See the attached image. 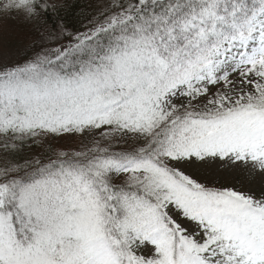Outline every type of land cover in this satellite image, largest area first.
Returning <instances> with one entry per match:
<instances>
[{
	"label": "snow or ice",
	"instance_id": "6c2138e0",
	"mask_svg": "<svg viewBox=\"0 0 264 264\" xmlns=\"http://www.w3.org/2000/svg\"><path fill=\"white\" fill-rule=\"evenodd\" d=\"M62 8L0 0V264H264V0Z\"/></svg>",
	"mask_w": 264,
	"mask_h": 264
},
{
	"label": "rangeland",
	"instance_id": "374dc122",
	"mask_svg": "<svg viewBox=\"0 0 264 264\" xmlns=\"http://www.w3.org/2000/svg\"><path fill=\"white\" fill-rule=\"evenodd\" d=\"M53 1V0H50ZM97 5L104 3V0H96ZM24 25L25 23L15 14L4 15L0 13V34L6 35L10 38V51L13 53L17 48H23L26 45V38L21 35V30L18 26ZM27 26L32 24H26ZM48 146H51L54 150L60 151H72L79 150L82 146V139L79 135L75 136H60L56 138H48L41 143L40 146H25L20 153L21 157L30 158L34 155L47 152ZM90 146V145H89ZM3 152L0 150V164L3 163ZM217 179L221 182L231 185L232 183H237L239 187L241 183L247 185V181L251 180L252 177L247 176L243 173H223ZM255 188L261 186L259 178L256 179V183L252 185Z\"/></svg>",
	"mask_w": 264,
	"mask_h": 264
},
{
	"label": "trees",
	"instance_id": "16d2710c",
	"mask_svg": "<svg viewBox=\"0 0 264 264\" xmlns=\"http://www.w3.org/2000/svg\"><path fill=\"white\" fill-rule=\"evenodd\" d=\"M48 2L50 4L63 6L60 12V17L72 31L81 30L84 22V15L94 12L98 6L96 0H48ZM40 19L41 23H43V21L48 19V17L42 15ZM56 20L57 17L52 16L51 20H49V24L56 22ZM18 29L21 30V35L26 38V44H28L31 40L36 39L35 33L32 31L33 25H20L18 26ZM44 154H47V152Z\"/></svg>",
	"mask_w": 264,
	"mask_h": 264
}]
</instances>
